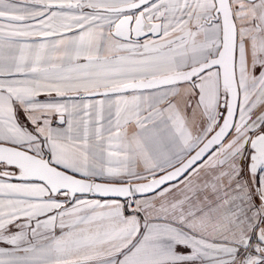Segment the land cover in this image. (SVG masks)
<instances>
[{
    "label": "snow or ice",
    "instance_id": "6c2138e0",
    "mask_svg": "<svg viewBox=\"0 0 264 264\" xmlns=\"http://www.w3.org/2000/svg\"><path fill=\"white\" fill-rule=\"evenodd\" d=\"M0 264H264V0H0Z\"/></svg>",
    "mask_w": 264,
    "mask_h": 264
}]
</instances>
